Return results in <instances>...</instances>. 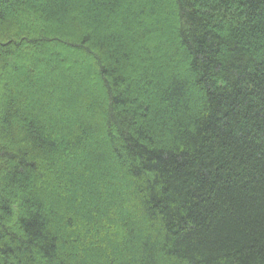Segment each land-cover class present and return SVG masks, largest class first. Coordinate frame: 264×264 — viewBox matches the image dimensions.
Here are the masks:
<instances>
[{
  "label": "trees",
  "instance_id": "trees-1",
  "mask_svg": "<svg viewBox=\"0 0 264 264\" xmlns=\"http://www.w3.org/2000/svg\"><path fill=\"white\" fill-rule=\"evenodd\" d=\"M0 264H264V0H0Z\"/></svg>",
  "mask_w": 264,
  "mask_h": 264
}]
</instances>
